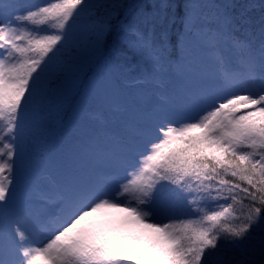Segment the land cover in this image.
Segmentation results:
<instances>
[{"label":"snow or ice","instance_id":"obj_1","mask_svg":"<svg viewBox=\"0 0 264 264\" xmlns=\"http://www.w3.org/2000/svg\"><path fill=\"white\" fill-rule=\"evenodd\" d=\"M53 121L70 147L20 197ZM262 212L264 0H0V264H210Z\"/></svg>","mask_w":264,"mask_h":264},{"label":"trees","instance_id":"obj_2","mask_svg":"<svg viewBox=\"0 0 264 264\" xmlns=\"http://www.w3.org/2000/svg\"><path fill=\"white\" fill-rule=\"evenodd\" d=\"M43 1L47 0H22L26 4H39ZM134 74L137 73L134 72ZM130 102L122 109L124 115L130 116L133 108L131 104L138 103L134 98ZM73 103L74 101L71 98L67 102L68 105ZM82 117L85 120L104 123L109 127L119 126L122 121L129 118L112 114L109 110H102L101 107H93L83 112ZM69 147L70 141L65 129L53 121V126L49 129L48 135L38 149L42 159L37 162V174L28 183H22L18 194L21 197H24V195L33 196V193H36V190L39 189L41 179L47 174L51 175L50 177L54 175L53 169L47 164V159L53 154L66 151ZM256 206L259 207L260 205L257 204ZM248 207L249 202L247 200L242 204L233 205V212L239 218L235 223H240L243 220ZM175 210L178 216H183L188 213L189 208L186 202L178 201ZM205 258L210 261V264H264V212L261 213L260 218L254 219L247 231L240 236L227 235L219 238L215 248L206 250Z\"/></svg>","mask_w":264,"mask_h":264},{"label":"rangeland","instance_id":"obj_3","mask_svg":"<svg viewBox=\"0 0 264 264\" xmlns=\"http://www.w3.org/2000/svg\"><path fill=\"white\" fill-rule=\"evenodd\" d=\"M47 1H43V2H41V3H39V4H44V3H46ZM132 75H136V74H134V73H132ZM136 99L137 100V102L138 103H135V104H131V105H133V108H132V110H131V114H130V116H127V114L126 115H124V113H123V111H122V109L126 106V105H128V104H130L131 102V100L132 99ZM154 98L151 96V94L150 93H148V92H144L143 94H141L140 92H139V90H134V96L133 97H129L128 98V100L125 102L124 100H118L117 101V103H119V105H120V111L119 112H113V111H111L109 108H108V106L107 105H105V106H103V107H101L102 108V110H109L112 114L114 113V114H118V116H125V117H129L128 119H126V120H129V119H131L132 117H133V115H135L136 113H137V108L139 107V108H145V107H149V106H152L153 104H154ZM126 109V108H125ZM50 176L51 175H45L44 177H43V179H41V181H40V185H39V189H38V191L36 190V193H33V196H34V194H35V197H38L40 194H41V190L44 188V186L45 185H47L48 183H49V178H50ZM27 194V193H26ZM20 197H21V195L20 194H18ZM37 195V196H36ZM25 196H27V195H24V197ZM29 196H32V195H29ZM175 215H177L176 214V210H175ZM162 218V217H161ZM129 231H133V232H131V233H133V234H135V235H139V234H141L140 233V231H139V229H136V228H131V229H129ZM42 238V237H41Z\"/></svg>","mask_w":264,"mask_h":264}]
</instances>
